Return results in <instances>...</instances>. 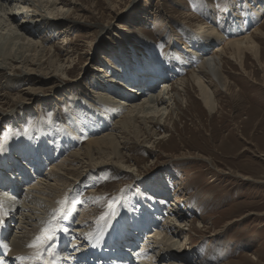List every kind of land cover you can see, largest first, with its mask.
Listing matches in <instances>:
<instances>
[{
    "label": "rangeland",
    "instance_id": "1",
    "mask_svg": "<svg viewBox=\"0 0 264 264\" xmlns=\"http://www.w3.org/2000/svg\"><path fill=\"white\" fill-rule=\"evenodd\" d=\"M65 2L70 3L68 7L60 6L66 11L65 18L56 17L62 26L55 32L49 29L45 39L51 38L44 46L56 45L61 48L58 55L61 56V65L67 69L66 73L33 76L40 81L29 85L17 84L8 87L9 90L0 87V98H7L4 94L10 95V99L1 102L0 113L12 112L15 109L12 99H16L15 96L27 86L34 90L43 89L38 92L37 97L30 94L27 98L30 108L35 110L34 116H26L19 123L9 117L1 120L0 116V154L4 153L3 148L15 130V134H26L42 124L52 123L59 116L66 118L64 116L68 111L73 112L76 108H83L81 111L90 114L93 107H88L91 109L87 110L83 97L106 94L105 89L112 82L104 84L103 90L97 86L104 80L102 78L98 81V78L102 77L103 71L108 72L107 74L114 71L115 58L128 59L118 72L128 85L137 75L132 64L136 63L135 59L161 60V63L170 59L173 60L172 67L181 70L179 57L202 42L197 40L200 27H206L207 31L216 28L223 43L211 44V49L202 53L203 56L199 59L194 52L182 57L187 63L183 67L182 79L197 70L198 63L224 47L229 40L248 37L254 30L260 29V34L253 37L255 49L243 54L242 65L238 60H231L230 49L223 54L222 74L226 89L216 81L209 83L216 92L218 109L215 113L210 114L203 107L191 80L183 86H176V79H169L167 86H171L173 92L166 98L173 97V101L166 102L165 107L170 105V116H165L161 129L160 126L156 128L152 144L145 143V138L140 144H136L135 138L124 135L123 147L129 157L127 164L132 167L130 172L124 173L114 168L115 170L98 175L94 182L81 188L79 199L74 201L79 212L75 222L79 219L80 223L87 222L91 218L99 219L101 215H106V221L111 218L115 224H120V220L124 223L130 221L129 218L127 221L120 218L126 215L122 206L127 192H139L141 198L148 200L147 192L152 194L158 178H163L167 180L169 193L173 196L166 200L180 203L175 204L177 208H174L171 218L181 215V219L176 217L178 221L174 223L184 225L182 229L185 234L181 238L184 248L179 254L188 256V264H264V18L246 26L248 14L264 8V0ZM236 26H240L237 33L228 30ZM40 40L42 36L32 41ZM67 52L68 55L65 56ZM191 65L195 66L189 69ZM164 69H167L166 65ZM1 81L4 80H0V83ZM163 87L157 90L155 96ZM80 94L84 96L80 97ZM42 95L49 98L40 99ZM110 97L113 98L111 95ZM75 99L80 103L72 101ZM86 102L93 105L90 99ZM140 103L142 100L132 105ZM69 154L65 159L73 153ZM47 170L44 173H48ZM89 175L91 174L85 178ZM142 181L144 187L141 191L138 190L137 183ZM50 183L54 182L49 181ZM73 215L70 214V222ZM101 222L105 220L88 222L86 227L95 229ZM165 223L168 225L172 222ZM17 232L18 230L14 231L19 236ZM132 232L133 230H128L129 235ZM146 242L149 240H143L142 244ZM149 246L153 250L150 254L147 253V258L157 254L152 239Z\"/></svg>",
    "mask_w": 264,
    "mask_h": 264
},
{
    "label": "bare ground",
    "instance_id": "2",
    "mask_svg": "<svg viewBox=\"0 0 264 264\" xmlns=\"http://www.w3.org/2000/svg\"><path fill=\"white\" fill-rule=\"evenodd\" d=\"M61 5L68 7L70 3H66L65 0H0V80L5 81H3L4 84L1 81L0 87L4 89L24 83L29 85L34 81H40V79H36L33 76L45 77L52 73L55 75V72L63 75L66 73L67 69L61 65V56L58 55V51L61 48L56 45L53 47L44 46L51 38L45 39L49 29L55 32L59 31L62 26V23L56 19V17L65 18L66 16V13L64 14L65 10L60 7ZM261 18H264V8L248 14L246 26L249 27V25L257 20L259 21ZM207 30L206 27L201 26L200 33L197 36V40L202 41L201 44L190 51H186L179 57L181 70L178 67L175 70L171 65L173 60L170 59L163 63H161V60L145 61L135 59L136 61L134 62L136 63L132 64L134 65L133 70L138 77L133 79L128 85L118 73L120 66H124L128 59L126 57L115 58L114 71L109 74L103 71L102 77L99 76L98 78V81L102 78L104 80L103 83L97 86L103 90L105 88L104 84L112 82L109 87H106V94L88 95L89 98H84V95L80 94L85 105L87 104L86 109L90 110L91 108L89 109L88 107H93L92 111L90 110V114H85L86 112L81 111L83 108H76L73 112L68 111L67 115L64 116L66 118L56 116L57 118L52 123L48 125L42 124L26 134L22 132L15 134L16 130L13 132L8 143L4 148L2 147V152L4 153L0 154V168H2L0 171V189H2V184L7 185L1 194H5V191H17L20 196L6 197L8 204L0 196V207H2V211H0V227L4 223H7L11 230L17 227L19 236L15 234L10 238V231L7 238L10 252L4 259L5 264H30V261L21 260L20 257L33 255L34 250L30 249L28 245L37 235L41 234L43 228L48 227L50 224L60 230L58 231L57 240L50 248V251L57 253V264H97L92 255L108 250L109 238H112L115 245H117L116 243L119 239L124 242L127 241L129 248L134 243H138L137 245L141 247V238L145 241L149 240V242L143 244L139 260L140 264L189 263L187 255L179 254L184 248L181 245V238H183L185 230L182 229L184 227L183 224L174 223L178 221L177 219H181V215H174L175 217L171 218L174 208H177L175 204L179 205L180 203L179 201L167 203L166 199L173 196L169 193L166 179L158 178L157 186H153L155 188L152 189L153 193H146L148 200L141 198L139 192H134L133 190L127 192L122 206L126 210V215L120 218L126 219V221L129 218L130 221L124 223L120 220V224H115L110 218L111 221L105 220V222H101L102 224L98 228L96 227L97 229L87 228L86 223H96L100 219L91 218V220L81 223L79 219L75 222L79 212L76 203L72 207L71 203L73 204L75 199H79L78 194L82 191V187L94 182L98 175H103L117 168L118 171L130 172L129 170L132 167L127 164L129 157L123 147L124 135H130L135 138L136 144H140L139 142L144 138L145 143L148 145L152 144L156 128L160 126L159 128L161 129L165 116H170V113H168L170 105L165 107L166 102L173 101V97L166 98L167 95L171 96L173 92L171 86H167L170 83L168 82L170 81L169 79H176V86H183L188 80H191L193 89L197 92L203 107L210 114L217 111L216 92L212 90L209 83L216 81L220 86H226L223 84L222 74L224 67L223 54L227 49H230L231 60L233 62L238 60L242 65L243 54L253 52L255 49L256 45L253 37L260 34V29L254 30L250 36L247 35L248 37L229 40L224 47L220 46L221 48L217 49L213 55L203 59L202 63H198L197 70L190 72L188 77L180 79L184 75L183 67L187 66L186 61L182 57L192 55L190 53L194 52L199 59L203 56L202 53H206L211 49V44L221 42L220 39L222 38L216 28ZM228 30L232 33H237L240 31V26ZM203 34L206 36L203 37ZM218 35L220 38L217 37ZM36 36H42V40L32 41L36 40ZM65 42H67V39ZM67 55L68 52L65 56ZM165 65L167 69H164ZM194 66L191 65L189 69ZM209 79L210 81H208ZM131 84L136 85L135 87L137 88H141L144 85V90L138 92L137 88L130 86ZM164 85L165 87H163ZM162 87L163 90L155 96L157 90L159 88L162 89ZM39 91L42 92L43 89L34 90L33 87L29 86L24 91H20L15 96L16 99H12L15 109L10 113H2L3 111H1V120H6L9 117L19 123L21 120L24 121L26 116H34L35 110L30 108L27 98L30 94L37 97ZM182 92L187 93L188 91L182 90ZM161 93H163V96ZM4 96L10 99V95L4 94ZM7 98L2 96L0 104ZM48 98L42 95L40 99L47 100ZM89 99L92 100L93 105L86 102ZM77 100L72 101L79 104L80 101L78 103ZM138 100H142V103L132 105ZM116 117L120 119L117 120ZM113 125L114 127H112ZM69 153L73 154L70 155ZM67 154L70 156L65 159ZM71 157H73V160H71ZM18 158L22 162L21 165L18 163ZM32 160H34V164H31ZM45 164L50 165L47 170L48 173L41 171L42 173L37 174V171L42 169ZM12 170L21 171V174L18 176L11 175ZM88 174L91 175L85 178ZM22 175H28L25 177L33 183L26 189L28 191L19 187ZM48 175L50 176L47 178ZM84 178L85 180L83 181ZM49 181L54 183L49 184ZM137 187L138 190H141L144 187V182H138ZM23 193L25 194L22 199L21 194ZM60 201H64V203L61 204ZM27 202L28 204H26ZM84 202L86 203V201ZM171 207H173L172 210ZM61 209L67 210L69 214L66 216L60 215L58 210ZM54 213H57V219L53 218ZM70 214H74L72 222L69 219ZM95 215L94 212L93 216L95 217ZM167 221L172 223L167 225L165 223ZM65 227L70 231L66 235L61 233ZM130 229H134V231L127 239L126 231ZM151 239L154 243L153 247L157 249V252H155L157 254L147 258V253L153 250L149 246ZM186 239L188 244V237ZM81 241L82 244L80 243ZM82 247L90 248L91 252L89 255L91 256H87L85 252L88 248ZM119 264H126V262H119Z\"/></svg>",
    "mask_w": 264,
    "mask_h": 264
},
{
    "label": "snow or ice",
    "instance_id": "3",
    "mask_svg": "<svg viewBox=\"0 0 264 264\" xmlns=\"http://www.w3.org/2000/svg\"><path fill=\"white\" fill-rule=\"evenodd\" d=\"M61 204L64 203V201H60ZM75 201H73V205H75ZM111 205H109V208ZM0 211H2V207H0ZM59 214L62 216L68 215V211L61 209L58 210ZM53 218L57 219V213L53 214ZM100 220L104 221L106 220V215H101ZM58 230L55 227H52L51 224L48 227H45L42 229V232L40 235H37L34 240L28 245L30 249H33V255L26 256V257H20L21 260H28L30 261V264H57L56 262V255L57 253L50 251V248L52 244L57 240L58 238ZM65 233L68 232V229L65 227L62 229ZM3 247L7 248L8 245L4 244Z\"/></svg>",
    "mask_w": 264,
    "mask_h": 264
}]
</instances>
